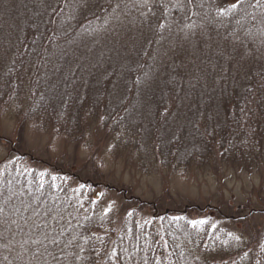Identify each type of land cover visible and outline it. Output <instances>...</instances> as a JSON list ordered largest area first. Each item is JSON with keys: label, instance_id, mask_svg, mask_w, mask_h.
<instances>
[{"label": "rangeland", "instance_id": "rangeland-1", "mask_svg": "<svg viewBox=\"0 0 264 264\" xmlns=\"http://www.w3.org/2000/svg\"><path fill=\"white\" fill-rule=\"evenodd\" d=\"M58 1V7L47 18V13L41 17L35 13L52 0H0V40L7 41L6 47H0V262L39 264L43 260V246L31 242L35 240L32 228L18 231L21 216L24 220L29 214L35 217L36 221L31 223L35 227L43 220L37 218L39 213L50 209L65 219L63 231L72 225L81 224L84 228L94 207L84 204L81 208L76 190L89 184L95 190L92 200L99 202L96 215L112 220V225L103 229L87 231L102 243L96 251V263L92 264H264V129L263 137L257 140L263 153L257 157H253L257 153L241 150L231 154L230 149L235 145L252 146V140L244 133L230 135V148L214 155V145L211 147L202 140L200 129L203 120L211 132L227 129L229 121L222 105L230 100L233 86L239 92L250 75L261 73L264 77V0L249 6L247 17L252 15V19L245 18L238 28L247 27L233 32V16L246 8V2L242 5L238 2L235 8L232 3L226 8L215 7L212 20L210 8L215 0H205L208 8L199 9L195 7L197 0H133L123 11L118 6L114 11L102 10V14L110 12L116 16L114 24L120 25L118 36L111 43L102 40L103 35L95 36L99 42L93 38L89 43L79 44L62 38L63 44L54 48V54L55 51L69 54L75 48L74 56L86 66L75 63L70 69L63 68L55 59L51 67L21 61L23 54L17 51L20 47L17 40L28 30L34 28L36 35L32 36L33 40L31 37L29 42H23L21 51L32 41L44 43L47 38L60 37L55 28L60 26L61 15L63 24L66 17L73 22L76 16L86 15L74 25L82 32L88 25V21L82 25L83 20L90 19L89 24L97 26L102 18L94 9L99 0ZM181 12L186 29L177 31L179 22L164 26L167 18L174 21ZM226 14L230 16L226 18ZM255 25L260 27V33L253 30ZM51 27L55 34L49 36ZM84 35H76L72 40ZM248 37L253 43L245 46L243 40ZM48 43L44 47L47 50L54 44ZM98 44L100 50L94 52ZM144 45L149 49L155 46L153 55L149 56V49L145 56L142 54L150 58L134 81L133 75L125 76L128 59L120 68L121 58L116 57L121 54L126 57L130 51L135 59L139 58ZM222 53L223 66L228 71L221 77L214 76L215 58ZM247 54L249 58L245 57ZM228 60L231 62L225 67ZM77 65L88 69L83 74H87L85 79L81 75L78 81V74L76 81L70 78ZM245 72L248 76L234 84ZM114 73L113 81L106 82L108 75ZM175 80L191 83L194 96L188 99L190 103L182 98L185 103L171 111L163 124L151 126L155 117L153 106L159 104L158 100H162L168 85ZM74 83L81 88L107 83V89H99L113 96L108 116L118 104L129 105L125 112L122 109L108 122L103 120V114L96 116L91 112L87 119L88 113L83 110L82 116L74 119L73 113L79 112L76 105L71 114L66 107L52 114L53 109L37 98L44 89L51 94L56 84H64L60 94L69 101L67 89ZM121 86H124L122 90ZM114 91L117 96L113 95ZM143 93L145 97L139 99ZM224 95L227 97L220 101ZM128 112L129 117L133 112L135 120L142 121L144 126L142 134L132 139L128 130H134L137 122L131 120L130 124V119H125ZM68 115L69 120H64ZM172 145L176 147L172 149ZM208 151L213 157L210 161L197 158ZM36 174L46 175L55 182L68 180L66 184H72L73 188L54 195L50 193L56 186L52 182L39 192L29 183L36 181ZM18 184L19 189L15 187ZM47 198L59 199L48 205ZM150 234L154 235V242L162 244L159 250L162 257L152 256L147 262L151 243H145ZM74 245V251L77 248L76 253L87 258V247L82 245L78 249ZM57 250L61 255L62 249ZM106 255V261H99ZM83 261L79 263L88 264Z\"/></svg>", "mask_w": 264, "mask_h": 264}, {"label": "trees", "instance_id": "trees-1", "mask_svg": "<svg viewBox=\"0 0 264 264\" xmlns=\"http://www.w3.org/2000/svg\"><path fill=\"white\" fill-rule=\"evenodd\" d=\"M118 0H99L97 2V5L94 6V9H96L98 11V14L102 16V18L100 19L99 23L97 24V26H92L91 24H89V22L91 21L90 19H85L83 20L81 23H83L82 25L87 24L88 21V25L87 28L82 32L80 31V28L75 27V21L80 18V17H86V15H79L76 16L74 19V21L70 22L68 21V18L66 17L64 24H63V16H60L61 22H60V26H58V28H55V30L57 29V31H59L60 33V37H56V38H47L46 41L43 40H37L32 41L34 42L33 44H31L30 46H28L27 48H25V51H21L22 48L25 46L23 44V42H29L31 40V37L36 35L34 28L28 30L27 32H25L24 36H21V39L17 40V44L19 47V49L17 51H19V53L23 54V57L21 58V61H28L29 65H31V63H33L34 65H40V66H49L51 67L53 64V59L60 61V63L62 64L60 67H66L68 66L69 69L71 68V65L77 63V64H82L85 65L86 64L82 61V59H80L78 56H74L75 48H73V50H71V52H69V54H65L64 51H55L54 54V48L56 47L57 44L62 43L63 44V40L62 38H64L65 41H69L71 43H75L79 44L80 41L89 43L91 42V40H93V38H95V36L97 37H101L103 35L102 40L110 42L111 43V39H113L115 36H118V30L120 29V25L116 26V24H114L116 22L117 17L113 16V14L111 15L110 12H105L102 14V10H109V11H114L115 7L118 6V9L120 8V10H126L129 8V4L131 6L132 1H126L124 0L122 2V4H119L117 2ZM194 1V0H193ZM58 0H52L51 3H48V5L42 7L41 10H37V12L35 13L38 16H44L45 13H47V18L49 17V15H51V12L56 9L58 7ZM189 3V1H187ZM215 5L213 7L210 8L211 12H210V17L213 20V15L215 10V7L217 6H225L226 7H230L229 4H238V0H215ZM243 2H246L244 4V7H246L245 9H242L240 13H238L235 18L233 16V31H237L239 29H241L242 27H247V25H242L240 28H238L240 26V24L244 21L245 18H247V21L250 19H252V15L247 17L248 14V10H250V7L252 4H254L256 2V0H243ZM190 3H192L190 1ZM193 4V3H192ZM243 4V3H242ZM240 3V5H242ZM171 5V4H170ZM174 5V4H173ZM194 5V4H193ZM232 6V5H231ZM196 8H208V3L207 1H203V0H197V5H195ZM191 8V7H190ZM82 7L80 8V11H82ZM174 9H178V7L174 8ZM217 12V11H216ZM179 12L176 13V15H178ZM87 15H91V14H87ZM217 16V14H216ZM226 18L230 16V14H226L225 15ZM123 17V16H122ZM221 17V16H220ZM32 18H37V17H32ZM47 18H45V21L47 20ZM175 20L173 21L172 18H167L166 23L164 24V26L169 25L170 23H180L178 26V30L179 32H181V30H183L184 28L186 29V24L184 23V15L181 14L178 17L174 18ZM255 19V18H254ZM52 21H50V25L53 26L51 24ZM122 22V21H121ZM41 24H43L40 21ZM80 23V24H81ZM63 24V25H62ZM229 25L231 24L230 22L228 23ZM227 25V27L229 26ZM47 27V26H46ZM195 28V27H194ZM253 30L257 31L258 33H260V27H258L257 25H255L253 27ZM147 32V31H146ZM145 32V34H146ZM152 32V30L150 31V33ZM223 32V31H222ZM225 32V31H224ZM51 33L55 32L52 30L51 27V31L49 32V36L51 35ZM86 34L82 37H79L76 41L72 40L73 37H75L76 35L79 34ZM220 34V33H219ZM218 34V35H219ZM104 35H106V38H104ZM159 35V34H158ZM217 35V36H218ZM262 35V34H261ZM142 37V36H141ZM140 37V39H141ZM253 37V36H252ZM250 37L246 38V40H243V42L245 43V46H247L248 44H252L253 40L249 39ZM54 39H57V41L54 43L52 42ZM33 40V37H32ZM109 40V41H108ZM252 40V41H251ZM95 41L99 42L100 40L95 38ZM158 41V40H156ZM155 41V42H156ZM41 42V44L38 46L37 48V44ZM50 42V43H48ZM6 40H0V47H3L2 45H4L6 47ZM46 43L51 44L54 43L52 45V47H49L50 49H45V45ZM33 46V47H32ZM244 46V47H245ZM154 45L150 47L149 46L146 47L144 45V51L143 53H141L139 55V58H134V54L130 51H127V56L125 57L123 54H121L120 56L116 57L117 60L118 58H121L120 60L122 61V63L120 64L122 68V64L125 63L126 64V60L128 59V63L126 64V71H125V76L128 77L129 75H133V79L134 81L137 80L138 78V73L141 72V68H145L147 61L149 60V58L151 57V54L153 55V51H154ZM59 48V47H57ZM147 48V49H146ZM153 48V49H151ZM149 49L148 53L149 56H145V53L147 52V50ZM50 50V51H49ZM100 50V44H98L95 48H94V52L99 51ZM152 50V51H151ZM48 52V54H47ZM109 52V51H107ZM113 53V52H111ZM47 54V55H46ZM144 54V56L142 55ZM247 55H245V57H247ZM54 57V58H53ZM125 57V58H124ZM217 58V59H216ZM215 58L216 64H215V68H214V76L216 74H219L220 77L222 75H224L228 69L226 70V68H224L223 64H224V60L223 59V53L220 54L219 56H217ZM249 58V56H248ZM104 61V60H102ZM222 61V62H221ZM38 62V63H37ZM231 61H227L225 64V67L228 66V64ZM220 65V66H216V65ZM82 65H77L76 66V70L73 72V74L71 73V79L75 80L78 77V81L80 80V78H86L85 75H83L88 69L87 68H83L80 67ZM118 66V65H117ZM224 68V69H222ZM226 70V71H224ZM16 71V70H15ZM20 71H22V69H20ZM249 72V71H248ZM248 72H245L244 76L239 78H236L234 81V84L239 83L243 78L245 79L248 75H246ZM41 73H42V69H41ZM78 74V76H77ZM81 75H83L82 77H80ZM246 75V77H245ZM77 76V77H75ZM80 77V78H79ZM113 77H115V73L114 74H110L108 75V77L106 78V82L109 83V81H113ZM224 78V77H222ZM262 78V81H261ZM91 79V77L89 78ZM88 79V80H89ZM231 80V79H229ZM246 81L245 83L243 82L241 84V88L240 91L238 92V89L235 88V86H233L232 93L230 94L231 97L230 100L227 101V104L222 105V110L224 111V115L226 116L227 120L229 121V124L227 126V129H225L224 131H218L216 129L215 132H211L209 130V124L206 122V120H203V122H201L200 124V129H201V138L202 140L204 139L206 141V143L209 144V146L212 147V145H214V147H212V150H214L215 152L214 155H221L225 150L227 151L230 147H229V142H230V135L235 137L236 135L240 136L241 134L244 133L245 137H248L252 140V146H247V148H243L242 145H235L236 147H233L230 149L231 154L232 153H238V151H243L244 153H257L256 155H253V157H257L258 155L263 153V149L262 146H260L259 142H257V140H259L262 136V132L264 129V87L262 86V84H264V77H262L261 73L258 74H252L250 75V78L244 80ZM171 84L168 85L167 91L165 92V94L163 95L164 97L162 98V100H158V105L157 106H153V114L155 115L154 119H153V124H150L151 126H155L156 125H160L163 124V122L166 120V118L168 117L169 113L171 111H174L175 108H178V106L180 104H182V98L185 99V102L188 101L189 98H192V95L194 96V90H192V86L191 83L189 82H185V81H173L170 82ZM97 84H99L97 82ZM233 84V85H234ZM107 83H103L102 86H96L95 83L92 86H84L83 88L78 87L79 85H77L76 83L69 85L68 89L66 88L67 86H65V88L67 89V99L71 97V100L67 101L66 99H64V97L60 94L61 93V89L63 88L64 84L59 85L56 84L55 89H53V91H51V94H49L50 90H43L41 92L40 95H38L37 98L42 99V101H44L43 103L47 104V108H52L53 110H51L52 114H54L56 112L59 113V108L61 107H66L67 113L71 114V109L73 106H78L77 108H79V112L78 113H73L74 119H77V116H82V111H85V113H88L87 115V119L91 114L94 115H98L100 116L101 114H103V120H108V122H111L113 120V116H115L116 114H120L119 112H122V109H124L123 111L125 112L129 103H124V104H118V108L115 109L113 111V114L108 116V113L111 109V98H113L112 94L110 95V92L107 91H102L99 88H105L107 89ZM44 86V84H43ZM124 86H121V90L123 89ZM45 88V86H44ZM34 89V88H33ZM41 89H43V87H41ZM222 89V88H220ZM111 90V89H110ZM138 90V89H137ZM224 91V88H223ZM115 92V91H114ZM222 93V91H220ZM113 93V92H111ZM113 95H116V92L113 93ZM117 96V95H116ZM147 96V95H146ZM211 96H215L214 94H211ZM63 97V98H62ZM143 97H145V94H141L139 99H143ZM161 97V95L159 96ZM227 97V96H226ZM225 95L223 97H221V100H224ZM63 99V102L61 101ZM72 99H74L72 101ZM65 100V101H64ZM183 102V103H185ZM190 103V101H188ZM73 103L71 108H69V104ZM146 103V102H145ZM139 104V103H138ZM137 104V105H138ZM136 105V106H137ZM214 105V104H213ZM110 108V109H108ZM137 108V107H136ZM134 108V110L136 109ZM74 109H76L74 107ZM73 109V111H74ZM133 110V111H134ZM44 112V111H43ZM71 112V113H70ZM48 113V112H47ZM161 114H163L164 116H161ZM126 115V120L129 121L130 119V124H131V120H133L134 122H136L135 118L136 116H133L134 113L132 112L131 117H129V112L125 114ZM70 117V115L67 116L66 119L64 120H69L68 118ZM143 123L142 121L138 120L137 123H135L134 126V130H128V132L131 134V139L136 136V135H140L142 134V129L144 126H142ZM140 130L141 133H137V131ZM229 143V144H228ZM183 145V144H182ZM176 145H172L171 148H175ZM170 149V148H169ZM196 152H198L196 150ZM195 152V153H196ZM198 159H205L207 161H210V158H213L211 155V152L208 151V153L205 156H200L197 157ZM20 160L22 161L23 159L20 158ZM21 164V163H20ZM27 172V170H26ZM29 173H32V171H28ZM29 176V175H27ZM36 176V181H31L29 182L30 184H34L36 186V189L40 192V190H42V187L44 185H46L47 183H52L54 182V184L56 185L52 190L51 187L48 188V190H51L50 193H54V195L59 194V192H62V190L64 189L63 192H65L66 190H70L72 187V184H66L68 183L65 181L64 183L62 182H55L52 181L50 178H48V176L46 175H39L36 174L34 175ZM20 181V180H19ZM18 181V182H19ZM51 181V182H50ZM19 185H16L15 187H17L19 189ZM13 187V188H15ZM81 189L77 188V195H76V200L77 202H79L81 208L84 204H87L93 208L92 213H90L92 215V217H90V221L88 220L87 225L81 226V224L77 227L75 226H71L70 229L63 231L64 229H66V222L65 219L62 217V215H57L56 212L53 210L51 211L50 209L45 210V213H39V216H37V218H42L43 220H39V224H37L35 227H33V225H31V223H34V221H36L31 214H29L26 218V220L23 219V217L21 216L20 219L18 220V223L20 224V228L18 229L19 232H23L27 227L28 228H32V233L35 237V240H31V242L33 241L35 244L39 245V246H43V250L44 252L41 254L43 256V260L40 261L39 264H80V261L85 260V262H87L88 264H92L93 262L96 261V251H98L101 247H102V243L98 238H95V235H88L87 231L89 228H92L93 230H100V228L103 229V227L107 226V225H112V220H110L109 218H103L100 217L98 215H96L97 213H95V210L97 208L98 203L94 202L92 199L94 198V192L95 190L93 186H90L89 184L86 185H80ZM29 189H31L34 192V187L32 185H30ZM38 192V193H39ZM62 198V197H61ZM59 199V198H56ZM56 199H54L56 201ZM52 198H47V203L48 205H51V203H55ZM48 207V206H47ZM76 209H79V205H76ZM40 212V211H39ZM11 220V219H10ZM41 221V223H40ZM48 222L46 225H44L45 222ZM17 223V224H18ZM135 223H137V221L135 220ZM164 223V221L162 222V224ZM71 225V224H70ZM69 225V226H70ZM19 225H17L18 227ZM23 226V227H22ZM10 228H13L12 225H9ZM60 227V228H59ZM57 228H59L57 230ZM148 240L146 241L145 245H149V242L151 243V247L150 252L148 254V259L147 262H150L151 257L155 256L156 257H162L159 253L160 248L162 247V244H160V241H158V243L154 242V235L150 234V236L147 238ZM164 240L166 241L167 239L164 238ZM163 240V241H164ZM149 241V242H148ZM31 242H30V246H31ZM82 243V244H81ZM76 244V245H74ZM73 245L75 247L78 246V249L83 248L82 245H85L88 249L89 255L87 256V258L85 257V255H80L79 253L77 254V248L76 251H74ZM111 246H114V243L111 244ZM60 247L62 249V254L60 255L59 251L57 250V248ZM85 249V250H86ZM103 249V248H102ZM50 250V251H49ZM170 254V253H169ZM163 256H165V254H163ZM108 257V255L104 256L102 260H99L101 262L106 261V258ZM165 260L167 262L166 256H165ZM84 262V261H83ZM96 263V262H95ZM170 263V262H169ZM0 264H2V262H0Z\"/></svg>", "mask_w": 264, "mask_h": 264}, {"label": "snow or ice", "instance_id": "snow-or-ice-1", "mask_svg": "<svg viewBox=\"0 0 264 264\" xmlns=\"http://www.w3.org/2000/svg\"><path fill=\"white\" fill-rule=\"evenodd\" d=\"M239 3H243V0H238ZM261 2V0H256V5H259ZM237 5L236 4H233L232 7L235 8ZM203 223V222H201ZM113 254H115V249H113Z\"/></svg>", "mask_w": 264, "mask_h": 264}, {"label": "bare ground", "instance_id": "bare-ground-1", "mask_svg": "<svg viewBox=\"0 0 264 264\" xmlns=\"http://www.w3.org/2000/svg\"><path fill=\"white\" fill-rule=\"evenodd\" d=\"M137 122V121H136Z\"/></svg>", "mask_w": 264, "mask_h": 264}]
</instances>
